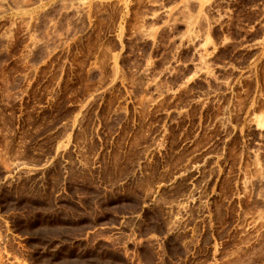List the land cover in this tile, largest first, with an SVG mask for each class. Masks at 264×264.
I'll use <instances>...</instances> for the list:
<instances>
[{"label": "rangeland", "instance_id": "rangeland-1", "mask_svg": "<svg viewBox=\"0 0 264 264\" xmlns=\"http://www.w3.org/2000/svg\"><path fill=\"white\" fill-rule=\"evenodd\" d=\"M264 264V0H0V264Z\"/></svg>", "mask_w": 264, "mask_h": 264}, {"label": "crops", "instance_id": "crops-1", "mask_svg": "<svg viewBox=\"0 0 264 264\" xmlns=\"http://www.w3.org/2000/svg\"><path fill=\"white\" fill-rule=\"evenodd\" d=\"M129 264H138L137 262H132V263H129Z\"/></svg>", "mask_w": 264, "mask_h": 264}]
</instances>
